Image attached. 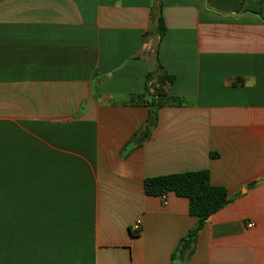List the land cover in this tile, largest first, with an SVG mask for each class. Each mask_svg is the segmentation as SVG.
<instances>
[{
  "label": "crops",
  "instance_id": "crops-1",
  "mask_svg": "<svg viewBox=\"0 0 264 264\" xmlns=\"http://www.w3.org/2000/svg\"><path fill=\"white\" fill-rule=\"evenodd\" d=\"M155 1L0 0V264H264V0H161L162 38ZM201 170L190 255L145 180Z\"/></svg>",
  "mask_w": 264,
  "mask_h": 264
},
{
  "label": "trees",
  "instance_id": "trees-1",
  "mask_svg": "<svg viewBox=\"0 0 264 264\" xmlns=\"http://www.w3.org/2000/svg\"><path fill=\"white\" fill-rule=\"evenodd\" d=\"M162 8L163 4L161 0L155 1L151 15L153 32L159 38H162L166 31ZM167 80L168 76L165 75L163 69L159 70L158 73L153 72L148 76V83L150 85L148 89H153L150 102L151 107L160 108L165 104L162 88ZM145 191L149 196L174 193L178 197L189 200V212L193 217L197 218L198 222L196 227L190 230L181 240L179 250L183 252L189 251L190 255L193 253L197 237L207 220L233 201L225 187L212 185L208 170L149 178L145 180Z\"/></svg>",
  "mask_w": 264,
  "mask_h": 264
},
{
  "label": "built area",
  "instance_id": "built-area-1",
  "mask_svg": "<svg viewBox=\"0 0 264 264\" xmlns=\"http://www.w3.org/2000/svg\"><path fill=\"white\" fill-rule=\"evenodd\" d=\"M168 195H169V193H164L163 195L160 196L164 205H167V203H168L167 202ZM254 226H255L254 223H249L248 224L249 228H253ZM133 231L136 232V233H138L140 231V222L136 223V225L133 228Z\"/></svg>",
  "mask_w": 264,
  "mask_h": 264
}]
</instances>
